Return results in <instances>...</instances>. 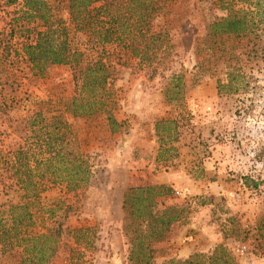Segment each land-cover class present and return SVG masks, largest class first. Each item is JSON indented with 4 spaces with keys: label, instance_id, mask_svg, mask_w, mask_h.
<instances>
[{
    "label": "rangeland",
    "instance_id": "obj_1",
    "mask_svg": "<svg viewBox=\"0 0 264 264\" xmlns=\"http://www.w3.org/2000/svg\"><path fill=\"white\" fill-rule=\"evenodd\" d=\"M47 1L54 16L62 18L71 44L84 52L85 62L101 56L119 70L113 82V110L122 122L121 129L111 133L101 112L72 116L66 109L75 92L72 68L49 64L42 71L30 70L17 43L19 30L9 25L15 5L8 12L0 8V28L14 34L11 63L5 67L13 86L5 93L13 104L8 116L19 119L37 110L48 117L62 116L70 123V147L82 151L90 164L83 187L69 190L64 183H51L40 194L39 204L54 210L52 224L60 223L63 229L48 264H70L71 247L91 264H131L123 230V193L131 186L159 183L161 175L168 178L173 194L158 206L190 204L189 212L173 224L176 234L182 230L196 238L198 249L179 257L171 252L175 248L161 246L164 239L155 245L152 264H172L170 259L210 264L209 257L220 244L235 264L229 246L242 242L262 252L258 263L264 264V0H259V9L257 0H234L229 5H224L229 0H174L178 15L154 20L155 24L169 20L171 40L152 63H139L115 44L104 45L100 53L87 41L88 35L70 23L65 0ZM230 10L253 11L260 19L256 32L219 42L209 71L192 85L198 63L196 38L204 34L209 20ZM176 75L185 79L184 95L168 92V82ZM4 118L0 147L9 153L24 142L25 134L16 128L17 122ZM160 119L175 122L176 140L165 137L161 142L155 132ZM20 193L0 185V203L21 202ZM162 256L170 258L158 260ZM19 259L17 248L0 252V264H19Z\"/></svg>",
    "mask_w": 264,
    "mask_h": 264
},
{
    "label": "trees",
    "instance_id": "obj_2",
    "mask_svg": "<svg viewBox=\"0 0 264 264\" xmlns=\"http://www.w3.org/2000/svg\"><path fill=\"white\" fill-rule=\"evenodd\" d=\"M173 3L174 0H65L64 6L70 23L82 29L88 35L87 41L100 48V53L104 45L115 44L139 63H152L160 58V52L169 48L171 40L169 20L162 24H155L154 20L159 15H178ZM11 5L15 8L9 25L19 30L17 43L30 70L42 71L49 64L69 65L75 92L68 101L67 111L74 117L101 112L111 133L119 131L122 122L117 120L113 110L116 105L113 82L119 70L101 56L85 62L84 52L71 44L62 18L54 16L47 0H0L3 12H8ZM255 5L260 8L259 0ZM31 20H37L36 25H29ZM259 22L251 10H230L225 16L209 20L204 34L195 40L198 63L192 85L199 82L198 75L209 71L219 42L224 44L226 40L241 39L256 32ZM12 39V31L0 28V126L3 116L7 122L13 119L8 116L13 104L5 94L13 87L5 75V67L11 63ZM221 47L225 51L226 46ZM169 83L168 92L173 96L184 95L183 75L172 76ZM13 121L25 134L24 142L9 153L0 147V185L21 192L22 201L0 203V252L5 254L17 248L19 264H48L57 252L63 229L60 223L52 224L54 210L44 209L39 204L40 194L51 183H64L69 190L83 187L89 181L90 164L82 151L70 147V123L62 116L48 117L37 110ZM175 130L171 119L155 122V132L161 142L165 137L176 140ZM8 180L11 182L6 184ZM172 194V186L166 183L131 186L123 193V230L128 239L131 264H152L155 245L166 238L173 223L189 212V203L159 208V201ZM69 252L70 264H91L83 259L78 248L71 247ZM213 252L210 264H234V257L225 246L217 245ZM170 263L184 262L170 259Z\"/></svg>",
    "mask_w": 264,
    "mask_h": 264
},
{
    "label": "crops",
    "instance_id": "obj_3",
    "mask_svg": "<svg viewBox=\"0 0 264 264\" xmlns=\"http://www.w3.org/2000/svg\"><path fill=\"white\" fill-rule=\"evenodd\" d=\"M164 176H159L156 181L159 183H167L169 180L168 178H163ZM174 224L171 225L170 230L164 241H162L160 244L162 247L166 248H175L171 252H177L176 255L179 257H187L191 252H194L196 249H198V241L196 238H193L191 236H187L186 234H183L182 230L180 233L176 234V230L174 229ZM183 228V227H182ZM170 258L169 256L166 257H160L158 260H163Z\"/></svg>",
    "mask_w": 264,
    "mask_h": 264
},
{
    "label": "built area",
    "instance_id": "obj_4",
    "mask_svg": "<svg viewBox=\"0 0 264 264\" xmlns=\"http://www.w3.org/2000/svg\"><path fill=\"white\" fill-rule=\"evenodd\" d=\"M229 249L236 255L235 264H259V258L262 257V252H254L249 242L229 246Z\"/></svg>",
    "mask_w": 264,
    "mask_h": 264
}]
</instances>
